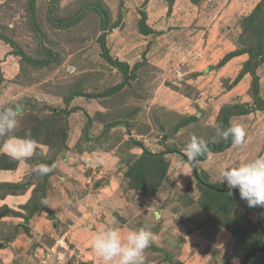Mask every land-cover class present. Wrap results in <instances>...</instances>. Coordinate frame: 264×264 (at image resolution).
<instances>
[{"label":"rangeland","instance_id":"1","mask_svg":"<svg viewBox=\"0 0 264 264\" xmlns=\"http://www.w3.org/2000/svg\"><path fill=\"white\" fill-rule=\"evenodd\" d=\"M102 33L128 79L105 61ZM15 105V132L45 123L54 155L80 168L66 206L81 198L72 219L85 241L111 221L145 228V264H241L263 243L264 207L199 184L183 149L193 135L208 144L197 174L222 189V167L264 156V0H0V109ZM216 123L242 125L246 142L220 139ZM41 181L35 192L30 175L0 181L25 198L0 206V264H102L87 243L69 252L60 221L36 232Z\"/></svg>","mask_w":264,"mask_h":264},{"label":"clouds","instance_id":"2","mask_svg":"<svg viewBox=\"0 0 264 264\" xmlns=\"http://www.w3.org/2000/svg\"><path fill=\"white\" fill-rule=\"evenodd\" d=\"M23 114L20 105L0 109V137L7 140L0 145L14 160H27L33 155L36 141L31 138L30 130L24 136L14 135L18 120ZM199 117V113L194 112ZM216 136L227 141L230 137L236 146L246 142V130L240 124L224 127L222 123L214 125ZM209 152L208 144L193 135L183 149L190 164ZM53 169L46 164H38L33 171L40 176L47 175ZM218 182L226 185L229 195L238 190L241 199L249 207H264V156H258L247 162L233 161L220 169ZM115 221L95 230L90 245L102 264H145V250L153 240V234L145 228H128L123 230L114 226Z\"/></svg>","mask_w":264,"mask_h":264},{"label":"crops","instance_id":"3","mask_svg":"<svg viewBox=\"0 0 264 264\" xmlns=\"http://www.w3.org/2000/svg\"><path fill=\"white\" fill-rule=\"evenodd\" d=\"M72 105L67 107L68 110L71 109ZM37 110L39 112H41L44 109L37 108ZM72 115H74V114H72ZM39 119H41L40 116H39ZM43 125L45 126L44 123H41L38 125V128L34 129V137H32L33 134L31 133L32 134L31 138L36 141V146H35V150L33 152V155L30 158H28V164H25V160H14V159H12L9 155L6 154L5 151L0 149V154L4 155L5 158L9 160V163L7 165L8 167H5V165H3L5 163V160H3L0 157V171L2 172V173H0V177H3V178H1L0 181H2L4 183H9L10 181H13V180L20 182L23 177H29V175H30V177L32 179H34V185L32 186V188L34 187V192H35L37 187L39 186L40 180H42L41 182L45 186L44 192H42L39 195V199L34 195V198L38 201V203L34 204V209H33L34 220H32V223L34 224V229L36 230V232L40 233L41 230H39V229L52 227L53 226L52 221H54V220L60 221L62 224L65 225V227L68 228V229H65L64 231L62 230L63 237L61 240L63 242H65V239L67 237L68 243L67 242H65V243L68 244L69 246L71 245V247L74 246L75 248H73L72 251L71 250L69 251V246L67 247V245L65 244V247L68 248L69 252H71L72 254L74 252V254H76L78 257H80L82 255H80L76 251V249H78L80 247L83 248L84 243H87L86 245L89 246L90 241L89 240L85 241L82 231H80L79 229H75V230L73 229L75 227L78 228V226H81V222H80L81 219H76L77 217L75 219H72V216L74 215V211L76 208V207H72V206H74L76 202L77 203L82 202V200L80 197H78V198H76L73 205L71 204L69 206H66V204L68 205V203L70 202L69 198L71 197V194H70L71 183L78 182V183L82 184L84 182H82V178H80V171H79L80 168L78 166H76L75 164H73L74 163L73 161H71V162L69 161L70 158L73 156L67 157V156H69V153H67L68 150L62 151L61 153H59L60 154L59 156L54 155L53 150H52L53 139H51V136L45 130L46 128L43 127ZM69 126L72 127V124H69ZM75 130H78V129H75ZM19 134H20V136H19ZM24 134H25V132L19 131V133H17L16 136L22 137V136H24ZM7 138L8 137L1 139L0 145H2L7 140ZM68 143L65 146H67L70 149L71 147L69 146ZM71 159H74V158H71ZM12 162H13V164H12ZM38 164H46V165L50 166L53 170L50 173H48L47 175L40 176L38 173L33 171V169ZM76 167H78V168H76ZM15 168H16V170L10 171V170H13ZM66 172L70 173V175H71V172H73V175L77 174L79 177L77 179L78 181H76L75 178H73L75 181L70 179L71 177L70 176L68 177ZM73 185H76V184H73ZM12 186L13 185H11V184H8V186L5 184L1 185V187L4 188L6 190V192L8 190H10ZM19 186L24 187L25 185L22 184ZM2 193L3 192H0V206L7 205V206L11 207L10 204H22L25 200V198L23 196H14V195L10 196L9 194L4 195ZM34 202H35V200H34ZM15 208H17V207H15ZM78 208L80 211L85 209V207H78ZM78 208H76V209H78ZM47 212H54L53 216L56 217L57 219H51V217L48 218ZM83 212L81 214H78L79 218L82 217ZM33 217H32V219H33ZM65 219H67V220H65ZM63 221H65V222H63ZM111 222H113V221H111ZM57 223H59V222H57ZM97 225L98 224H96V226ZM101 226H103V225H101ZM159 237L161 238L162 235H160ZM34 238H36V237H34ZM63 249H65V248L63 247ZM90 252L92 253V250ZM41 263H45V262L41 261ZM41 263H40V261L37 262V264H41ZM46 263H47V261H46Z\"/></svg>","mask_w":264,"mask_h":264},{"label":"water","instance_id":"4","mask_svg":"<svg viewBox=\"0 0 264 264\" xmlns=\"http://www.w3.org/2000/svg\"><path fill=\"white\" fill-rule=\"evenodd\" d=\"M171 153H174L173 150L171 151H166V152H163V154H171ZM182 154V153H181ZM183 155V154H182ZM184 159L187 160L186 156H184ZM188 162V160H187ZM189 163V162H188ZM190 167L192 169V172H193V176L194 178L196 179V181L201 184L202 186L214 191V192H217V193H223V194H229V189L226 188V189H222V188H217L215 186H212V185H209V184H206L204 183L198 176L197 174V170H196V167H195V163L194 164H190ZM232 194H239L238 193V190H235L233 189L232 190ZM264 210L258 220V228H259V231L261 232V235L263 237V243L259 246V247H254V248H250L244 255L242 261H241V264H248L249 261H251L252 259H256L258 254L264 252ZM26 229V228H25Z\"/></svg>","mask_w":264,"mask_h":264},{"label":"trees","instance_id":"5","mask_svg":"<svg viewBox=\"0 0 264 264\" xmlns=\"http://www.w3.org/2000/svg\"><path fill=\"white\" fill-rule=\"evenodd\" d=\"M104 38H105V35H104V33H102V34L100 35V38H99V44H100V48H101V50H102V55H103L105 61L108 62L110 65H113V66H114L115 68H117L118 70L122 71V72L124 73L125 78H127L128 67L126 66V64L121 63V62H118V61H116V60H113V59L110 57V55L108 54V50H107V48H106V46H105V40H104ZM261 61H262V60L257 61V62L255 63V66H257L259 63H261ZM127 79H128V78H127ZM111 90H112V89H111ZM109 92H110V91H108L107 93L101 94V95H106V94H108ZM51 114H53V111H51ZM44 124H45V123H44ZM43 127H45V126L43 125ZM25 131H27V130H25ZM25 131H24V132H25ZM17 133H19V132H15L14 135H16ZM19 136H20V134H19ZM5 167H8V166L5 165ZM5 185L8 186V184H5ZM5 192H6V190H5ZM213 192H214V191H213ZM215 193L217 194V192H215ZM220 194H221V193H220ZM217 195H219V194H217ZM222 195H229V194H223V193H222ZM232 195H235V194H232Z\"/></svg>","mask_w":264,"mask_h":264}]
</instances>
